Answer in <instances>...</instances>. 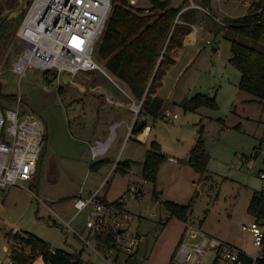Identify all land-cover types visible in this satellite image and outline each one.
<instances>
[{
  "label": "rangeland",
  "instance_id": "obj_1",
  "mask_svg": "<svg viewBox=\"0 0 264 264\" xmlns=\"http://www.w3.org/2000/svg\"><path fill=\"white\" fill-rule=\"evenodd\" d=\"M120 1L113 0V4ZM212 3L225 12L241 13L245 8L242 0H212ZM202 18L205 16L201 13L199 20ZM17 30L11 32L0 51V93L3 95L0 105L15 109L16 97L21 94V109L35 112L44 121L48 145L46 144L42 154L44 158L41 172L34 180L35 194L29 191L30 184H25L24 188L16 186L0 207V264L12 261L13 241L7 233L14 228L29 231L58 249L74 251L78 248L89 264H105L81 237L60 223L59 217L46 205L54 207L61 217L69 221L75 212L70 205L73 195L81 190L84 195H88L89 186L99 185L112 166L106 164L101 174L95 177L90 167L92 151H88L92 148L81 138L77 128L76 116L79 110H112L117 115L119 112L128 113L131 110L130 104L125 101V105L120 106L106 98L95 103L90 92L88 96L86 94L87 97L79 95V90L70 83H63L59 88L57 83L47 81L41 70L29 69L23 77L16 74L12 71L13 63L23 50ZM208 38V35H204L203 39L206 41ZM99 43L100 40L98 45ZM247 43L264 50L259 44L250 41ZM221 45L223 61L217 60L212 54L211 46L207 45L200 54H196L195 61L184 69L180 77L175 78L173 75L168 79L166 94L169 108L178 112L179 118L174 121L165 120L163 111L154 125L151 120L153 130L148 144L133 137L123 146V129L116 127L118 138L114 139L108 155L113 159L121 154L122 159L131 162L135 175L140 176V161L144 159L151 143L156 142L166 158L158 172L157 190L160 192V199L153 198L151 186L146 187L145 192L148 193H145L144 198L128 204L130 211L141 212L145 217L141 231L148 235L144 237L143 243L148 253L143 264H166L169 251L183 230L185 223L177 217H173L168 225L157 221L161 216L164 222L167 219L168 212L163 205L166 200L189 205L188 223L200 226L205 233L239 245L249 256L255 257L258 254V247L247 226L252 222V216L248 213L250 197L254 191L264 187V179L260 175L264 170V103L246 101L251 95L241 93L237 85L242 73L229 63L232 43L225 38ZM95 60L118 80L108 71L98 51ZM82 76H88L105 88L115 86L100 70L81 71L73 79L78 80ZM50 85L54 88L47 91L45 86ZM198 94L215 98L216 107L202 106L196 111H185L182 102ZM129 101L133 108L141 104L133 99ZM246 116L251 118L246 119ZM85 119L88 120V117ZM240 122L242 127L235 128ZM201 129L204 130L205 145L211 156L207 180L186 164L189 150L195 144ZM104 139L106 140L102 138ZM256 152L259 157L253 163L251 156ZM169 157L177 161L170 162ZM126 184L127 178L117 172L110 185H107L108 198L115 199L122 195ZM55 201L65 204L56 205ZM86 219L87 214L83 213L72 223L73 228L84 237L87 236V231L81 229L85 226ZM136 221L137 216L135 223ZM6 247L9 248L8 251ZM209 261L210 258L207 257L206 264Z\"/></svg>",
  "mask_w": 264,
  "mask_h": 264
},
{
  "label": "built area",
  "instance_id": "obj_2",
  "mask_svg": "<svg viewBox=\"0 0 264 264\" xmlns=\"http://www.w3.org/2000/svg\"><path fill=\"white\" fill-rule=\"evenodd\" d=\"M127 1L135 9L143 8L141 14L153 13L149 0L147 6L142 4V0ZM202 1L188 0L189 5L182 12L196 8L210 14V8ZM112 9L113 0H31L17 30L23 50L15 59L12 71L23 77L29 69L41 70L45 79L57 83L59 88L65 83V78L72 79L81 71L100 70L111 78L95 56ZM217 21L225 24L219 18ZM207 43L212 44L210 40ZM217 54L221 56L220 48ZM53 88V85L45 86L47 91ZM16 99L15 109L0 105V207L13 187H24L35 180L46 147L44 121L35 112L21 109V94ZM141 106L142 102L138 112ZM178 117V114L172 115L168 111L163 118L174 121ZM105 144L98 141L91 146L94 159L99 155L97 150ZM170 160L176 161L174 158ZM105 184L106 181L91 194L84 195L81 191L76 196L75 213L69 221L60 214L56 215L60 223L81 237L105 264H132L145 237L135 223L136 215L126 207L127 200L135 196L137 188L133 187L117 201L109 203L101 195ZM83 213L87 214L83 229L87 231L86 237L72 226ZM252 217L247 230L258 247L257 256H251L252 263L247 262L246 254L240 249L216 237L206 236L200 226L186 223L182 240L170 264H206L207 257L210 258L208 264H259L260 260H264V219L257 215ZM167 218L171 215L167 214ZM9 264L16 263L11 261Z\"/></svg>",
  "mask_w": 264,
  "mask_h": 264
},
{
  "label": "trees",
  "instance_id": "obj_3",
  "mask_svg": "<svg viewBox=\"0 0 264 264\" xmlns=\"http://www.w3.org/2000/svg\"><path fill=\"white\" fill-rule=\"evenodd\" d=\"M149 1L153 5V13L146 15L141 14L143 8L135 9L127 0L114 3L97 51L108 71L125 82L136 100L142 102L141 114L159 119L165 100L156 93L163 86L167 70L175 62L174 51L183 46L186 35L193 31L192 25L198 22L200 10L188 8L182 12L189 5L188 0L178 6L174 5L175 0ZM202 3L211 8V0H203ZM18 4V0H0V51L11 32L19 28L25 15L24 12L20 19L8 20L5 10L15 8ZM224 22V37L232 43L231 62L242 73L239 87L251 94L254 101L264 103V50L247 43L250 41L264 47V0H254L246 15L225 18ZM2 97L0 93V104ZM181 105L185 111H196L202 106L215 108L216 99L198 94L191 99H185ZM132 133H139L137 125L133 127ZM203 135L204 130L201 129L186 164L207 180L211 156ZM165 159L160 146L156 142L151 143L143 162V177L153 185L155 200L160 199V192L157 190L158 172ZM104 163L105 161L92 162L91 170L98 171ZM130 166V161H119L115 170L126 174ZM263 173L264 170L260 173L261 177ZM163 205L171 217L188 221L189 205H181L172 200L164 201ZM248 213L264 219V187L254 191ZM8 236L13 240L11 259L16 264H33L38 258L45 264H89L82 258V254L54 249L50 243L34 234L23 236L15 233ZM25 246L30 248L29 251H25ZM245 257L247 262H253L251 256L246 254ZM259 264H264V260H260Z\"/></svg>",
  "mask_w": 264,
  "mask_h": 264
},
{
  "label": "crops",
  "instance_id": "obj_4",
  "mask_svg": "<svg viewBox=\"0 0 264 264\" xmlns=\"http://www.w3.org/2000/svg\"><path fill=\"white\" fill-rule=\"evenodd\" d=\"M184 1L185 0H183V1L175 0L174 1V5L175 6L181 5V4L184 3ZM220 1H225V0H220ZM253 1L254 0H242V4H243V6L245 8H244V10L241 13H232L230 11H227V12L222 11L221 8H217L216 6L213 5L212 0H211L210 14L207 15L203 11H201V10L199 11V14L202 13V15L205 16V18H202L197 23L192 25V27H193L192 33L186 35V37L184 39V42H183V46L180 47V48H177L174 51L173 57L175 59V62L167 70V73H166V75L164 76V79H163V86L160 87L158 89L157 93H156V95H158L159 97H161V98H163L165 100V105H164V108H163V111H165L164 113L169 111V112H171L172 115L173 114H178L179 115L178 112H173L172 109L169 108V104H168L169 100L167 98L168 94H166V87H167L168 79L171 78L173 75L175 76V78H176V76H177V78L180 77L183 74L184 69L195 61L196 54L197 53L200 54L202 52V48H205L207 45L211 46V48L213 50L212 54L217 58V60L223 61L224 56H223L222 45L221 44H222V40L225 39V37H224L225 36V30L223 29L222 26H226V25L224 23H221V22L217 21V19L219 18L220 20L224 21L225 18H235V17H240V16H243V15H246L249 12V9H250ZM142 4L144 6H147V5H149V1L148 0H142ZM204 35H208L210 38L213 37V39L208 38L205 41V39H203ZM208 40H210L212 42V44H208L207 43ZM218 48H220V50H221V56H219L217 54V49ZM232 58H233V54H232L231 59ZM231 59H229V63L232 64ZM241 76H242V74H241ZM75 78H76V76L74 77V79ZM74 79L73 78L72 79H68L69 80L68 83L72 84L75 87V89L79 90V92H80L79 95H83L84 97H87L88 96V92H90L91 93L90 95L95 98V100H94L95 103H100L101 100H104L106 98L110 102H112V103L115 102L116 104H118L120 106L125 105V101H127L130 104V109L131 110H128L129 111L128 113L119 112L121 114L120 116L118 115L119 113L117 115L113 114L111 112L112 110H79V112L77 113V116H76L77 117V121H78L77 128L79 130V133H81L80 134L81 138L83 140H85V142L88 143V147L89 146L91 147L93 144H95L98 141L107 143V147L104 150H101L99 152V155L95 159L93 158V153L91 155L92 162L105 161V163L98 169V171H95V172L93 171V173H95V177H97L98 174H101V172H102L103 168L106 166V164L112 165L109 168L108 173L107 174L105 173V176L102 178V181L99 183V185L89 186L88 194H91L92 192L97 190L106 181V184H105L104 188L102 189L101 195L107 202L113 203V202L117 201L121 196H124L125 194L130 192V190L133 187L137 188V193L135 194V196L129 197V199L126 202V207L129 210V208H128L129 202H133V201L137 202V200H139V199L141 200L142 198H144L146 196L145 193H148V192H145L146 187H150L151 188V186H153L150 182H148L143 177V170H144L143 162L145 161V158H146V155H147V152H148L149 149L146 151L144 159L142 161H140V167H141L140 176L139 175H135L132 172V166H130V169H129L128 173L123 174L127 178L126 189L124 190L122 195L116 197L115 199H109L108 198L109 189H108L107 185H110L111 181H113L114 175L117 173L116 170H113L114 164H118L119 161H129V160L122 159L121 158V154L117 158H113V159H111L110 156L108 155L109 154V150L111 149V146H112V143H113L114 139L118 138V133H116V127H120V128L123 129V136H124V139H122V145L123 146L125 144L129 143V141L133 137L135 138V140H138V141H140L142 143L148 144L149 141H150L151 134H152L153 125L156 123L157 119H155L154 117H152L150 115L144 114V113L141 114V110H139V112H138L137 110H135L132 107V103L129 100L133 99V101H135V102H138V100H136V98L133 96V94H132V92L130 90V87L125 82H123V81H121L119 79L115 80L112 76H111V78H109L110 80H112L115 83L114 84L115 86H113L114 88L111 87L110 89L109 88H105L101 83H98L97 81L93 82V80H90L91 78H88V76H82L81 78H78V80H74ZM240 81H241V77H240L239 83L237 85H238L239 90L242 93L244 91H242L240 89V87H239ZM244 93H246V92H244ZM86 94H87V96H86ZM99 95H101V97ZM249 95H251V94H249ZM81 99L82 98H80V100ZM91 101H93V100H91ZM246 101L252 103L254 101V97L251 95V98L246 99ZM254 102H257V101H254ZM84 117L85 118L88 117V120H86ZM141 117L143 118V120L147 121V124H146L145 128L141 132L138 131L139 132L138 134H133L132 133V129H133V127L135 125L139 124V122L142 119ZM250 118L251 117L246 116V119H250ZM262 118H263V115H261V117H260L261 122L263 121ZM151 120L153 121V125L150 124ZM237 125L242 127V122L238 123ZM237 125H235L234 127L236 128ZM146 128L148 130L145 132L144 130ZM102 138H106V140L105 139L102 140ZM196 141H197V139H196ZM47 143H48V140H47ZM194 145L195 144L192 145L191 149L193 148ZM191 149L189 150V153H190ZM88 151L91 152L92 150L90 149ZM189 153H188V156H189ZM188 156H187V158H188ZM43 158L44 157H42V160L40 162L38 175L41 172V168H42V164H43ZM171 158H173V157H169L168 160L170 162H173V161L170 160ZM247 159L248 158H246L245 161H247ZM37 179H39V178L37 177ZM93 180H94V178H93ZM33 182L34 181H32V183L28 182L27 184L31 185L29 191L31 192V194L34 195L35 193L33 192V190H34V185H35L36 182H34V183ZM199 186H200V183L198 184V187ZM18 187H21V186H18ZM24 187H26V185H24ZM24 187L22 186V188H24ZM81 191H79V193ZM79 193L74 194L73 195V199L70 200V203H71L70 205L72 206L74 211H75V209H74V199L76 198L77 194H79ZM252 195H253V193H252ZM252 195H251V197H252ZM251 197H250V200H251ZM54 203H56V205L65 204V203H60V202H56V201ZM46 206L55 215L59 214L54 207H49L48 205H46ZM130 212H132L133 214H135L137 216L136 225L138 227V230L144 236L148 237L147 234H145V233H143L141 231L142 221L145 219V217L142 216L143 214L141 212L140 213L133 212V211H130ZM167 214H170V213L168 212ZM173 217L174 216H172L171 218H167L165 220V222H164V219L161 216L157 221L159 223H161V224L168 225L170 220ZM252 220H253V217H252ZM183 223L186 224V223H188V221L187 222H183ZM185 224H184L183 230L178 235V237L176 238L173 246L171 247V249L169 251L170 253H169V256L167 258L166 264H170L171 263V260H172V257L174 255V252L176 251L179 243L182 240V237H183V234H184V229H185ZM83 229H84V226L82 227L81 230H83ZM15 233H18V234L23 235V236L26 235V234H33V233H30L29 231H20L18 228L12 229L11 232L10 233L8 232L7 234L11 235V234H15ZM205 234H206V236L214 237L213 235H211L209 233H205ZM11 241H13V240L11 239ZM203 241L206 242V239L203 238ZM144 242L145 241H143V243ZM225 242L230 243L234 247H236V248L240 249L241 251L245 252L239 245H236L235 243H232L230 241H225ZM53 248L54 249H58V248H55V247H53ZM24 249H25V251H29L30 248L28 246H25ZM6 250L8 251L9 248L6 247ZM147 250H148L147 247H143V244H142V246H141V248H140V250L138 252V258L140 260H142V264L144 263V259L147 257V253H148ZM67 252H69V253H77V254L80 253V254L83 255V252L79 251L78 248L74 249V251L72 250V251H67ZM33 264H45V263L43 262V260L41 258H38Z\"/></svg>",
  "mask_w": 264,
  "mask_h": 264
},
{
  "label": "water",
  "instance_id": "obj_5",
  "mask_svg": "<svg viewBox=\"0 0 264 264\" xmlns=\"http://www.w3.org/2000/svg\"><path fill=\"white\" fill-rule=\"evenodd\" d=\"M260 1V0H256ZM19 4L17 7L12 8V9H6L5 10V15L8 16V20L11 19H20L22 14L25 12V10L28 8L31 0H18ZM68 78L64 79V82L67 84L68 83ZM147 124L146 120H141L139 124L137 125V130L141 132ZM253 160L252 162L255 163L258 160L259 153H253L252 154ZM132 264H142V260H140L138 257L133 258Z\"/></svg>",
  "mask_w": 264,
  "mask_h": 264
},
{
  "label": "bare ground",
  "instance_id": "obj_6",
  "mask_svg": "<svg viewBox=\"0 0 264 264\" xmlns=\"http://www.w3.org/2000/svg\"><path fill=\"white\" fill-rule=\"evenodd\" d=\"M135 109L137 110V109H138V106H135ZM106 147H107V144L102 145V146L100 147V149L97 150V153H99L101 150H104Z\"/></svg>",
  "mask_w": 264,
  "mask_h": 264
}]
</instances>
